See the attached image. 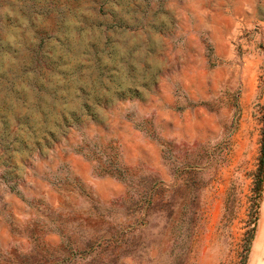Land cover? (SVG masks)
Listing matches in <instances>:
<instances>
[{"label": "rangeland", "instance_id": "1", "mask_svg": "<svg viewBox=\"0 0 264 264\" xmlns=\"http://www.w3.org/2000/svg\"><path fill=\"white\" fill-rule=\"evenodd\" d=\"M262 160L264 0H0V264H264Z\"/></svg>", "mask_w": 264, "mask_h": 264}, {"label": "bare ground", "instance_id": "2", "mask_svg": "<svg viewBox=\"0 0 264 264\" xmlns=\"http://www.w3.org/2000/svg\"><path fill=\"white\" fill-rule=\"evenodd\" d=\"M257 244V251L256 253H261L262 252V244L264 245V207H263V215H262V222H261V229H260V233L258 236V239L256 241ZM256 259V257H255ZM255 263V262H254Z\"/></svg>", "mask_w": 264, "mask_h": 264}, {"label": "trees", "instance_id": "3", "mask_svg": "<svg viewBox=\"0 0 264 264\" xmlns=\"http://www.w3.org/2000/svg\"><path fill=\"white\" fill-rule=\"evenodd\" d=\"M261 172L264 173V161L262 160V169H261ZM260 184H262V181L259 182ZM260 190V188H259Z\"/></svg>", "mask_w": 264, "mask_h": 264}]
</instances>
